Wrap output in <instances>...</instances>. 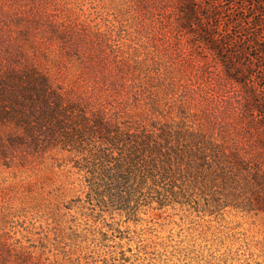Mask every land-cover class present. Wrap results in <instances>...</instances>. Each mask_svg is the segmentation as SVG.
<instances>
[{"label": "rangeland", "instance_id": "obj_1", "mask_svg": "<svg viewBox=\"0 0 264 264\" xmlns=\"http://www.w3.org/2000/svg\"><path fill=\"white\" fill-rule=\"evenodd\" d=\"M183 1L0 0L1 80L35 70L90 112L173 109L245 130L248 154L261 142L264 158V0H191L192 20ZM220 41L242 84L213 51ZM0 116V264H264V213L229 207L144 209L134 222L112 214L120 233L105 239L99 217L74 202L68 152L51 139L44 149L38 122L28 137L19 115Z\"/></svg>", "mask_w": 264, "mask_h": 264}, {"label": "trees", "instance_id": "obj_2", "mask_svg": "<svg viewBox=\"0 0 264 264\" xmlns=\"http://www.w3.org/2000/svg\"><path fill=\"white\" fill-rule=\"evenodd\" d=\"M194 9L191 0H184L180 12L185 20H192ZM262 23L257 20L252 28ZM222 44L212 49L225 58L221 62L229 78L242 84L233 62L237 55L224 56ZM66 95L35 70H22L6 81L0 75V115L2 110L19 115L18 124L25 125L28 137L36 132L33 124L38 122L39 136L49 139L41 146L52 141L68 152L76 171L74 183L81 192L74 202L87 217H99L100 230L107 228L105 239L120 233L119 228L108 227L107 217L112 214L134 222L144 209L178 207L211 214L229 207L264 213L262 143H254L259 150L254 154L242 145L250 132L203 127L173 109L123 115L90 112L87 103L65 102ZM4 103L12 109L4 108ZM259 108L264 111L263 106H255ZM46 124L62 130L52 128L46 135Z\"/></svg>", "mask_w": 264, "mask_h": 264}]
</instances>
